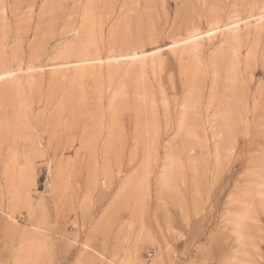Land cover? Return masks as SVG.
<instances>
[{
  "label": "rangeland",
  "instance_id": "374dc122",
  "mask_svg": "<svg viewBox=\"0 0 264 264\" xmlns=\"http://www.w3.org/2000/svg\"><path fill=\"white\" fill-rule=\"evenodd\" d=\"M0 264H264V0H0Z\"/></svg>",
  "mask_w": 264,
  "mask_h": 264
},
{
  "label": "bare ground",
  "instance_id": "6f19581e",
  "mask_svg": "<svg viewBox=\"0 0 264 264\" xmlns=\"http://www.w3.org/2000/svg\"><path fill=\"white\" fill-rule=\"evenodd\" d=\"M132 55H135V54H132Z\"/></svg>",
  "mask_w": 264,
  "mask_h": 264
}]
</instances>
